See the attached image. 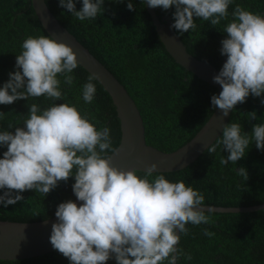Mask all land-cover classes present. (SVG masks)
Returning <instances> with one entry per match:
<instances>
[{
    "label": "clouds",
    "instance_id": "clouds-1",
    "mask_svg": "<svg viewBox=\"0 0 264 264\" xmlns=\"http://www.w3.org/2000/svg\"><path fill=\"white\" fill-rule=\"evenodd\" d=\"M78 2L82 3L79 9ZM141 3L165 11L175 7L171 26L179 33L195 29L196 19L210 21L213 27L229 21L222 30L227 36L220 49L227 59L213 77L222 91L211 97L213 107L223 116L249 96L264 97V13L248 10L236 0ZM59 6L79 21L96 20L107 10L105 0H59ZM127 8L135 11L134 0H128ZM79 66L74 46L51 34L29 35L22 42L15 71L9 72L0 86V105L39 97L54 102L48 107L30 104L22 127L9 124L5 128L0 123V148H6L0 155V206L23 201L28 190L46 196L61 181L74 177L76 199L57 206V221L50 235L53 248L70 264H107L112 259L116 264H180L182 257L191 261L192 255L180 247L182 236L189 233L186 225L212 223L215 208L206 207L205 196L194 183L172 181L162 173L154 175L157 164L143 170L122 169L111 163L115 149L110 126L100 124L77 104L64 101L60 77L64 85H73V73ZM97 79L91 74L82 85L84 104L95 100ZM247 116L250 122L258 119L256 111ZM4 119L5 112L0 111V121ZM253 142L264 151V122L247 132L242 123L232 121L207 152L216 153L220 147L228 153L220 157V164L236 165ZM234 171L248 180L247 167ZM203 234L209 238L215 235L207 228Z\"/></svg>",
    "mask_w": 264,
    "mask_h": 264
},
{
    "label": "trees",
    "instance_id": "trees-1",
    "mask_svg": "<svg viewBox=\"0 0 264 264\" xmlns=\"http://www.w3.org/2000/svg\"><path fill=\"white\" fill-rule=\"evenodd\" d=\"M45 2L59 22L124 85L143 118L147 144L164 152L175 151L190 141L210 118L214 111L211 97L217 94V88L175 61L141 0H134L135 11L127 8L128 0L121 3L105 0L107 10L92 21L76 20L59 6V0ZM236 4L264 13V0H236ZM235 6L231 5L229 11ZM80 7L82 3L78 2L77 9ZM154 9L158 18L168 13L173 20L175 7L167 11ZM228 22L222 21L213 27L210 21L196 19L195 29L186 33L174 30L191 55L219 68L225 57L220 52L221 41L227 36L222 30ZM29 35H48L31 0H0V86L9 78V72L15 71L17 54ZM73 75L75 82L71 86L64 85L63 77H60L66 92L64 101L77 104L100 124L110 126L112 148L116 149L122 130L110 94L96 80V98L91 104H84L82 85L91 74L80 65ZM261 99L264 97L249 96L245 103L238 104L231 112L228 124L240 122L245 131L251 132L254 124L264 122ZM64 101L57 100L56 103ZM53 102L39 97L0 105V111L5 112V119L0 123L5 128L9 124L22 127L30 104L48 107ZM252 111L257 112L258 119L250 122L247 113ZM5 150L0 148V155ZM223 155L228 153H223L220 147L212 154L206 149L187 167L173 172H155L154 175L162 173L172 181L194 183L203 192L207 205L239 207L264 203V151L257 149L253 142L246 157L236 165L229 162L227 166L220 164ZM241 166L247 167L249 172L246 182L234 171ZM73 183L74 177L67 182L61 181L46 196L34 189L25 191L23 201L7 208L0 206V220L37 222L55 216L61 202L76 199ZM211 216L212 223L186 225L189 233L182 236L180 247L192 255V260L185 261L182 257L180 264H264V209L213 212ZM205 228L215 235L205 236ZM0 264H70V261L53 250L25 259L0 260ZM107 264H116V261L112 259Z\"/></svg>",
    "mask_w": 264,
    "mask_h": 264
},
{
    "label": "water",
    "instance_id": "water-1",
    "mask_svg": "<svg viewBox=\"0 0 264 264\" xmlns=\"http://www.w3.org/2000/svg\"><path fill=\"white\" fill-rule=\"evenodd\" d=\"M31 2L45 31L58 40L73 45L78 53L80 65L90 74H96L99 77L97 81L110 94L116 106L122 130L120 144L110 157L114 166L122 169L146 170L152 164H157L156 172L181 170L202 154L228 124L232 111L228 116H223L220 109L214 108L212 115L196 135L179 149L164 152L147 144L143 118L124 85L59 22L45 0H31ZM146 7L157 32L175 61L216 87L219 94L222 87L214 82L213 77L219 73L227 57H224L219 68L195 58L187 51L180 36L172 28L173 22L170 15L166 13L158 18L154 8L147 5ZM206 207L215 208L214 212H252L264 209V203L239 207L213 205H206ZM56 221V216L37 222L0 220V260L25 259L55 250L50 243V235L52 225Z\"/></svg>",
    "mask_w": 264,
    "mask_h": 264
}]
</instances>
